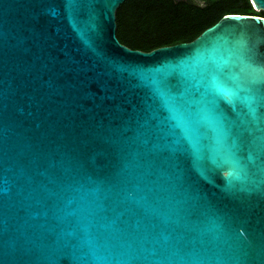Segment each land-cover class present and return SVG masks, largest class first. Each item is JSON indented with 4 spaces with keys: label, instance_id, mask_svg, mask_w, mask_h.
<instances>
[{
    "label": "water",
    "instance_id": "obj_1",
    "mask_svg": "<svg viewBox=\"0 0 264 264\" xmlns=\"http://www.w3.org/2000/svg\"><path fill=\"white\" fill-rule=\"evenodd\" d=\"M124 1L0 0V264H264V17L142 51Z\"/></svg>",
    "mask_w": 264,
    "mask_h": 264
},
{
    "label": "trees",
    "instance_id": "obj_2",
    "mask_svg": "<svg viewBox=\"0 0 264 264\" xmlns=\"http://www.w3.org/2000/svg\"><path fill=\"white\" fill-rule=\"evenodd\" d=\"M263 16L250 0H125L116 9V37L132 49L188 42L226 14Z\"/></svg>",
    "mask_w": 264,
    "mask_h": 264
}]
</instances>
